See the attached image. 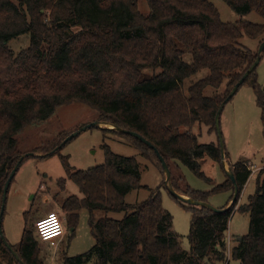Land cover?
Here are the masks:
<instances>
[{"label": "trees", "instance_id": "16d2710c", "mask_svg": "<svg viewBox=\"0 0 264 264\" xmlns=\"http://www.w3.org/2000/svg\"><path fill=\"white\" fill-rule=\"evenodd\" d=\"M223 1L240 16L256 12L264 20V0ZM147 3L150 12L144 15L138 0H0V213L5 184L25 155L17 149L20 134L39 127L63 106L84 104L95 111L98 122L148 140L169 168L171 161H178L211 181L202 171V162L210 158L226 174V181L212 192L189 187L183 191L172 177L179 194L208 203L211 193L231 191L232 201L236 184L238 196L229 210L217 213L171 195L192 214L186 251L173 231L172 215L163 207L160 188L145 201L126 202L130 192L141 188L135 158L117 155L105 145L102 165L77 171L69 157L61 155L68 178L83 194L81 199H67L62 209L69 211L70 228L75 230L78 211L88 210L95 240L86 253L66 256L64 264H264V176L258 177L248 203L238 206L252 171L245 163L229 165L234 184L223 166L219 141L201 144L192 133L195 124L216 131L221 104L258 57V52L241 48L240 40L244 35L264 40V23H225L208 0ZM22 35H29L30 45L15 53L9 41ZM256 70L243 85L250 82L264 127V89ZM201 71L207 74L185 89ZM208 88L211 95L206 94ZM106 130L127 139L144 156L149 152L147 158L166 179L154 150L130 135ZM58 137L50 148L34 153L51 156L46 154L67 136ZM235 210L248 213L250 225L248 234L231 247L226 233ZM96 211L125 215L122 220H97ZM39 244L37 234L25 229L20 243L11 246L15 256L0 236L1 259L7 264H45Z\"/></svg>", "mask_w": 264, "mask_h": 264}, {"label": "rangeland", "instance_id": "374dc122", "mask_svg": "<svg viewBox=\"0 0 264 264\" xmlns=\"http://www.w3.org/2000/svg\"><path fill=\"white\" fill-rule=\"evenodd\" d=\"M208 1L218 9L221 20L225 23H235L240 20L258 25L264 23L263 18L256 12L240 16L223 0ZM138 8L144 15L150 12L147 0H138ZM263 42V38L253 39L244 35L240 40V47L259 53ZM8 45L15 53H19L29 47L30 37L29 35L19 36L9 41ZM185 60L188 62L191 60L188 54ZM256 73L257 81L264 89V51ZM206 74V71H201L188 80L185 89L191 81H198ZM206 94L211 95L212 89L208 88ZM261 116V109L256 102L250 82L237 91L232 100L225 105L221 114L220 128L224 149L228 155L226 169H229V165L245 163L252 171L251 177L242 190L238 206L248 203L249 197L256 193L258 177L264 176V127ZM95 122H98L97 114L89 106L84 104L63 106L39 127L22 132L18 137L17 149L21 154L34 153L37 149H48L60 139L59 135L69 136ZM100 125L102 127H92L80 132L61 149L60 153L46 158L39 157L43 153H36L35 156L23 162L9 188L3 215L2 230L8 244L18 245L25 229L36 233L35 223L39 218L52 212L60 215L64 202L68 198L77 196L81 199L83 197L79 187L68 178L60 156H68L69 163L75 170H88L105 162L104 146L107 145L113 153L133 157L139 164L141 188L130 192L126 196V202L135 205L145 201L153 190L160 188L163 207L173 217V231L179 236L181 247L189 251L188 236L192 214L171 196L161 168L147 158L149 152H145L144 156L142 151L127 139L113 131L106 130L111 126L102 123ZM192 133L198 137L201 144H218L217 131H211L209 127L195 124L192 127ZM170 169L173 179L178 180V185L183 191L189 187L200 192H212L215 186L226 181V174L221 165L210 158L202 162V171L211 181L196 176L178 161H171ZM61 180H64L63 184L60 183ZM164 182L166 186L163 185ZM231 196V191L211 193L208 203L216 209H225L232 203ZM124 215L122 212L107 214L104 211H96L95 213L97 220L105 216L114 220H122ZM89 217L88 210H79L77 231L74 237L71 238L72 232L70 221H68L64 240L59 243L57 241V246L40 241L42 257L47 264H64L66 256L84 254L93 247L95 240L90 230ZM249 225L250 215L235 210L229 220L226 233L231 247L237 245L239 239L248 234ZM7 263L1 259L0 254V264ZM230 264L240 263L231 260Z\"/></svg>", "mask_w": 264, "mask_h": 264}, {"label": "water", "instance_id": "95a60500", "mask_svg": "<svg viewBox=\"0 0 264 264\" xmlns=\"http://www.w3.org/2000/svg\"><path fill=\"white\" fill-rule=\"evenodd\" d=\"M264 51V42L261 46V49L258 53V57L256 59V61L254 62V64L246 71V73L243 75V77L239 80V82L234 86L233 90L230 92L228 98L221 104L217 114H216V117H215V127H216V131L218 133V138H219V143H220V147H221V151H222V163H223V166L226 170V173L228 174V176L231 178L232 182L235 184V178H234V175H233V172L229 166V169H226V159H225V149H224V144H223V139H222V133H221V128H220V119H221V114H222V111L225 107V105L231 100V98H233L235 96V94L237 93V91L239 90V88L244 84V82L246 81V79L249 77V75L258 67L260 61H261V54L262 52ZM101 123L100 122H95L94 124L92 125H89V126H84L80 131H76L72 134H70L69 136H67L64 141L61 143L60 146L56 147L54 150H52L50 153L46 154L47 156L48 155H53L55 154L60 148H62L63 146H65L69 141H71L74 137H76L80 132L82 131H85L89 128H92V127H102L100 125ZM102 124L104 125H109L111 126V128H109L110 130H114L116 132H120L122 134H127V135H130L134 138H136L138 141H140L141 143L145 144L146 146H148L149 148H151L152 150H154L159 158V161L161 162L162 164V167H163V170H164V173H165V176H166V184L168 185V190H169V193L175 197L176 199H178L179 201H181L182 203L184 204H187L189 206H194V207H200V208H207L211 211H214V212H217V213H223L227 210L230 209V207L233 205V203L236 201L237 199V196H238V188L235 184V191H234V196H233V199H232V203L229 207L225 208V209H216L214 207H212L209 203H206V202H200V201H196L192 198H189V197H186L184 195H181L179 194L173 187V184H172V173H171V169L169 168V165L168 163L165 161V159L161 156V154L159 153V151L148 141L146 140L144 137H142L141 135H139L138 133L134 132V131H131V130H126V129H122V128H119L115 125H112V124H108V123H104L102 122ZM30 156H35V153H30V154H25L23 155L19 162L17 163V165L15 166V168L13 169L9 179L7 180L6 184H5V187H4V191H3V197H2V205H1V213H0V236H1V239L2 241L4 242L5 246L13 252V249L12 247L8 244V242L6 241L4 235H3V230H2V222H3V215H4V212H5V206H6V201H7V195H8V191H9V188L11 186V183L14 179V177L16 176L23 160L26 158V157H30ZM13 254L15 256L16 253L13 252Z\"/></svg>", "mask_w": 264, "mask_h": 264}, {"label": "built area", "instance_id": "2783aa9c", "mask_svg": "<svg viewBox=\"0 0 264 264\" xmlns=\"http://www.w3.org/2000/svg\"><path fill=\"white\" fill-rule=\"evenodd\" d=\"M36 234L40 241L57 246V241L65 236L63 219L57 212L48 213L35 223Z\"/></svg>", "mask_w": 264, "mask_h": 264}, {"label": "crops", "instance_id": "0c3cea01", "mask_svg": "<svg viewBox=\"0 0 264 264\" xmlns=\"http://www.w3.org/2000/svg\"><path fill=\"white\" fill-rule=\"evenodd\" d=\"M73 197V196H72ZM74 197H76V198H78L77 196H74ZM71 198V197H70ZM69 199V198H68ZM79 199V198H78ZM68 212H65V211H63V209H62V211L60 212V215H61V217H62V219H63V223H64V227H65V230H67V227H66V224H67V222H68ZM42 218V217H41ZM40 219V218H39ZM75 229L73 228V227H71V232H72V234H71V238H73L74 237V235H75V232L77 231V230H75ZM74 233V234H73ZM64 240V238H62V239H60L59 241H58V243L60 242V241H63ZM17 246V245H16ZM41 259L43 260V257H42V251H41ZM43 262L45 263V264H47L44 260H43Z\"/></svg>", "mask_w": 264, "mask_h": 264}, {"label": "flooded vegetation", "instance_id": "af4514ba", "mask_svg": "<svg viewBox=\"0 0 264 264\" xmlns=\"http://www.w3.org/2000/svg\"><path fill=\"white\" fill-rule=\"evenodd\" d=\"M63 208V207H62Z\"/></svg>", "mask_w": 264, "mask_h": 264}]
</instances>
